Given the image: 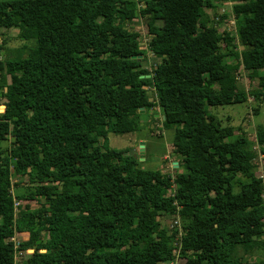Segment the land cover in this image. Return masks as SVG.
I'll return each instance as SVG.
<instances>
[{"label": "trees", "instance_id": "trees-1", "mask_svg": "<svg viewBox=\"0 0 264 264\" xmlns=\"http://www.w3.org/2000/svg\"><path fill=\"white\" fill-rule=\"evenodd\" d=\"M236 1L237 43L202 19L209 0H0V28L33 40L24 56L0 61V264L26 249L23 264H170L176 247L180 264H263L237 248L264 244V170L255 171L252 143L206 108L247 99L231 75L237 44L245 69L264 70V0ZM137 16L152 71L125 26ZM148 86L180 157L171 180L179 237L156 218L169 176L107 145L108 133L139 128L153 105ZM250 95L264 102V74ZM255 135L264 159V125ZM21 182L39 205L15 213L11 188ZM15 233L28 237L16 244Z\"/></svg>", "mask_w": 264, "mask_h": 264}, {"label": "rangeland", "instance_id": "rangeland-1", "mask_svg": "<svg viewBox=\"0 0 264 264\" xmlns=\"http://www.w3.org/2000/svg\"><path fill=\"white\" fill-rule=\"evenodd\" d=\"M209 1L213 4V7H205L202 19L207 25L214 26L219 33L229 31L230 34L234 36V41L237 43L240 33L239 28L242 24L234 18L232 12V6L237 1ZM139 4L142 5V3ZM222 14H225L223 19L220 18V15ZM125 26L136 33V39L138 40L139 46L145 51V58L143 59L142 64L149 71H152L156 58L153 51L150 49V35L147 32L145 19L137 16L133 21H126ZM32 44L33 40L26 38L24 31L18 28H0V61L3 62L18 55L24 56ZM241 48L242 47L237 44L236 49L239 52V57L237 59L239 66L232 70L231 75L235 78L237 85L240 88H243L246 92V101L219 106H207L206 108L208 113L214 117V120H216L217 123L220 125L232 126L234 128L235 136H243L252 143V149L256 153L252 161L255 164L256 173L262 177L264 159L259 151V146L256 143L255 130L258 125H264V102L255 101L251 97L250 91L258 87V77L259 75L264 74V70L260 69L257 72L252 73L250 70L245 69L240 54ZM158 78L159 76L155 75V79ZM5 80L9 82L8 75L5 76ZM146 89L149 100L152 101L153 105L149 107L146 112L141 114L139 128L133 130L128 126L122 134L108 133L107 145L116 149L126 148L128 149V152L138 156V166L140 168L160 169L163 173L169 176V186L156 193L158 196L164 195L169 198L168 208L166 212L157 215L156 218L168 231L175 227L177 229L176 236L179 237L182 229V218L178 213L180 206L174 196V189L171 180L176 172L181 171V168L177 167L174 163L179 162L180 157L173 151V129H164L161 125L160 118L162 108L158 104V97L155 89L152 86H148ZM1 101L2 100H0V112L3 110V104ZM254 109L257 111H254ZM9 139H11V137H9ZM141 141L144 142L142 159L139 158V143ZM101 142L102 138L100 137L98 138L97 144L100 146ZM1 146L4 147L5 143H2ZM16 178V175H11L12 181H15ZM22 185H24V182L11 188L15 213L29 210L39 205L36 196L27 195L22 192ZM27 237V233H15L13 240L17 244L18 241L25 240ZM43 237L45 238L46 234H43ZM262 239H264V235ZM175 244H178V242H175ZM178 249L179 248L176 247L174 253L175 257L177 256V260L181 262V258L178 257ZM30 253L31 249L16 251V264H23L24 260ZM237 254L248 261H257L264 264V244L255 246L248 251H243L241 248H237ZM172 264H175V262Z\"/></svg>", "mask_w": 264, "mask_h": 264}, {"label": "water", "instance_id": "water-1", "mask_svg": "<svg viewBox=\"0 0 264 264\" xmlns=\"http://www.w3.org/2000/svg\"><path fill=\"white\" fill-rule=\"evenodd\" d=\"M146 76L148 77L149 75H146ZM3 108H4V105H3ZM141 111H142V109H141ZM161 118H163V115L161 116ZM143 147H144V142L141 141V142L139 143V158H140V159H142V156H143ZM174 163H175V165H177L176 162H174Z\"/></svg>", "mask_w": 264, "mask_h": 264}, {"label": "built area", "instance_id": "built-area-1", "mask_svg": "<svg viewBox=\"0 0 264 264\" xmlns=\"http://www.w3.org/2000/svg\"><path fill=\"white\" fill-rule=\"evenodd\" d=\"M177 253V252H176ZM181 260H183V259H181ZM175 262V264H180V262H179V260H177V256L175 257V253H174V260L170 263V264H172V263H174ZM182 262V261H181Z\"/></svg>", "mask_w": 264, "mask_h": 264}]
</instances>
